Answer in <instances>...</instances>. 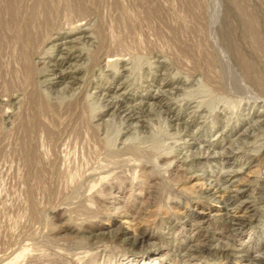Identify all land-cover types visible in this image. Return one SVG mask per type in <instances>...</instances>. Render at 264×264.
Masks as SVG:
<instances>
[{
    "label": "rangeland",
    "instance_id": "374dc122",
    "mask_svg": "<svg viewBox=\"0 0 264 264\" xmlns=\"http://www.w3.org/2000/svg\"><path fill=\"white\" fill-rule=\"evenodd\" d=\"M0 264H264V0H0Z\"/></svg>",
    "mask_w": 264,
    "mask_h": 264
},
{
    "label": "bare ground",
    "instance_id": "6f19581e",
    "mask_svg": "<svg viewBox=\"0 0 264 264\" xmlns=\"http://www.w3.org/2000/svg\"><path fill=\"white\" fill-rule=\"evenodd\" d=\"M72 12V11H71ZM77 13V12H76ZM78 14V13H77ZM240 18H241V21H242V23H243V25H244V27H245V29H246V32L248 33V35L250 36V38L253 40V41H256L257 40V33H256V30H255V22H254V20H252V18H251V16L250 15H248L247 13H245V12H243V11H240ZM80 20V19H79ZM82 26V25H81ZM75 28V27H74ZM75 30V29H74ZM68 55V54H67ZM110 61V60H109ZM108 61V62H109ZM107 62V63H108ZM222 62L224 63V61L222 60ZM227 65V64H226ZM248 65V64H247ZM223 66V65H222ZM224 67V66H223ZM243 67H244V69H245V72H247V74H248V72H249V68H250V66L248 67V66H246V64H244L243 63ZM228 68V67H227ZM224 69L226 70V68L224 67ZM229 69V68H228ZM250 70H251V68H250ZM229 72H231L230 70H229ZM236 74V73H235ZM243 74H245V76H246V73H243ZM250 74V73H249ZM247 76H249L250 77V75H247ZM231 77V76H230ZM234 78V77H233ZM244 78V77H243ZM245 79V78H244ZM247 79V78H246ZM245 79V80H246ZM250 79V78H249ZM248 79V80H249ZM241 80V79H240ZM244 81V80H243ZM245 82V81H244ZM249 82H251V81H249ZM254 82V81H253ZM252 82V83H253ZM243 83V82H242ZM246 83V82H245ZM248 83V82H247ZM249 84V83H248ZM244 91V90H243ZM112 104V103H111ZM112 106H117V109H119L118 107H119V103L118 104H116V103H113L112 104ZM126 117H128V118H133V115H130V113H128V115H126ZM137 119H139V117L137 118ZM194 227V226H193Z\"/></svg>",
    "mask_w": 264,
    "mask_h": 264
}]
</instances>
